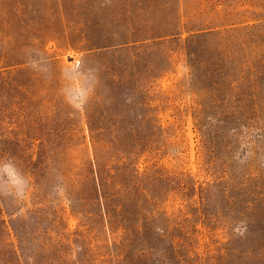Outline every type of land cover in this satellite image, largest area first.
I'll return each mask as SVG.
<instances>
[{
    "label": "trees",
    "instance_id": "obj_1",
    "mask_svg": "<svg viewBox=\"0 0 264 264\" xmlns=\"http://www.w3.org/2000/svg\"><path fill=\"white\" fill-rule=\"evenodd\" d=\"M187 2L109 0L118 9L103 18L100 5L96 9L97 1L91 2L93 9L84 20L85 30L79 31L80 48L107 59L92 67L95 81L83 107L91 149L83 166L74 163L70 153L73 140L84 136L78 135L81 129L76 109L62 95L59 79H36L25 57H7L0 50V157L10 159L30 177L37 201L29 217L18 221L31 219L39 224L45 219H60L64 208L55 210L51 204L52 191L62 180L70 211L82 227L75 235H83V227L90 221H99L114 244L111 255L127 259L125 250L135 239L145 249L157 248L145 226L161 201V189L177 190L183 197L197 192V209L210 227L215 213L208 210L207 196L218 187L223 196L228 195L222 203L223 209H229L226 218L230 223H245L244 237L249 243L244 252L256 257L252 264H264V169L258 176L236 179L231 177L228 162L215 167L220 152L227 156L231 150L233 131L247 125L264 129V61L258 59L250 65L232 56L230 50L232 40L242 45L258 35L264 26V21H259L264 19V9L215 21L210 5L207 10L198 1L197 9L189 13ZM57 5L62 13L65 0H57ZM59 18L65 19L62 15ZM0 25L5 26L1 17ZM37 30L31 33L32 44L42 42L48 34ZM183 31L189 33L184 39ZM180 40L186 49L195 96L194 125L201 136L205 161L216 170L213 182L197 187L188 173L172 174L157 161H147L144 172L137 166L142 155L155 157L166 147L158 119L164 94L156 89L155 81L170 66L164 46ZM61 220L64 222L63 217ZM22 227L11 224L16 242L9 241L12 235L0 204V264H20ZM38 232L30 231L31 240ZM119 237L125 241L121 250L116 243ZM29 257L35 256L32 253ZM77 262L83 264L79 256Z\"/></svg>",
    "mask_w": 264,
    "mask_h": 264
},
{
    "label": "rangeland",
    "instance_id": "obj_2",
    "mask_svg": "<svg viewBox=\"0 0 264 264\" xmlns=\"http://www.w3.org/2000/svg\"><path fill=\"white\" fill-rule=\"evenodd\" d=\"M92 1L65 0V8L59 13L61 8L58 9L57 0H0V17L5 23V26L0 25V50L7 57H25L32 66L36 79L58 78L62 95L76 109L75 119L81 129L78 135L84 137L73 140L70 153L74 163L79 166H83L91 155L83 107L95 81L96 70L92 67L103 65L107 59L80 48L79 31L85 30L84 20L91 15ZM96 1L94 8L97 9L100 5L102 18L118 9L109 0ZM198 1H202L205 9L211 6L209 11H212L215 21L264 9V0H188L189 13L197 9ZM61 15L65 17L63 21L59 18ZM37 28V31L48 34L43 36L42 42L32 44L31 33ZM257 33L242 45L239 41L232 40L231 55L250 65L258 59L264 61V26ZM188 34L183 31L181 38L184 39ZM163 51L170 60V66L161 73L155 84L156 89L164 94L158 119L164 129L166 147L155 157L142 155L138 159V169L144 172L147 161L154 160L172 174L179 171L188 173L194 179L196 187L204 182H213L216 170L210 169L205 161L201 136L192 116L195 96L190 85V68L184 43L182 40L173 41L165 45ZM48 57L56 63H51ZM261 71L264 73V65ZM76 89L81 90L80 95H77ZM103 92L106 93L105 88ZM229 145L231 150L228 155L220 152L215 167L224 161L228 162L231 177L236 179L242 175L258 176L262 173L264 129L259 125L239 127L232 132ZM3 165L11 166L23 181L22 185H13L7 174L0 172V204L2 218L12 235L9 241L16 242L11 224L17 228L23 226L19 228L22 250L20 264H82L77 262L78 256L83 264H252L256 260V257L244 252L249 243L244 237L245 223L229 222L225 216L229 209L222 208L228 195L223 196L218 187H213L207 196L210 203L208 210L215 213L210 227L204 224L197 209V192L183 197L177 190L167 192L166 188L161 189V201L155 211L150 213L152 217L145 226L157 248L145 249V245L135 239L134 244L125 250L128 258L124 259V255H111L114 244L107 239L105 229L99 221H90L83 227V235H75L76 230L82 227L78 218L70 211L62 180H58L52 191L51 204L55 210L64 208V212L59 213V216L63 215L60 219H45L39 224L33 223L31 219L24 223L18 221L20 217H29L31 209L37 203L33 195L32 180L18 170L10 159L0 157V168ZM61 217L64 222H61ZM31 230L39 231L34 240L29 235ZM182 239L184 243L180 246ZM116 240L117 247L121 250L125 241L120 237ZM32 253L34 258L29 257Z\"/></svg>",
    "mask_w": 264,
    "mask_h": 264
},
{
    "label": "clouds",
    "instance_id": "obj_3",
    "mask_svg": "<svg viewBox=\"0 0 264 264\" xmlns=\"http://www.w3.org/2000/svg\"><path fill=\"white\" fill-rule=\"evenodd\" d=\"M77 95L81 94L80 89H76ZM0 172L6 173L9 177L10 183L13 185H22L23 181L17 176L15 170L9 166V165H3L2 168H0Z\"/></svg>",
    "mask_w": 264,
    "mask_h": 264
}]
</instances>
